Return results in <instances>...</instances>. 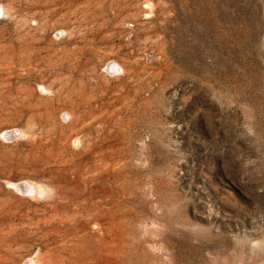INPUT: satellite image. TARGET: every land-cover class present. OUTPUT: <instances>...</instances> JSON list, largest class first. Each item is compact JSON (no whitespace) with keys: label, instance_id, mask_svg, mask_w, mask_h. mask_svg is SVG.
<instances>
[{"label":"rangeland","instance_id":"rangeland-1","mask_svg":"<svg viewBox=\"0 0 264 264\" xmlns=\"http://www.w3.org/2000/svg\"><path fill=\"white\" fill-rule=\"evenodd\" d=\"M35 263L264 264V0H0V264Z\"/></svg>","mask_w":264,"mask_h":264},{"label":"bare ground","instance_id":"bare-ground-1","mask_svg":"<svg viewBox=\"0 0 264 264\" xmlns=\"http://www.w3.org/2000/svg\"><path fill=\"white\" fill-rule=\"evenodd\" d=\"M10 132V131H9ZM17 135V134H16ZM11 137V136H10ZM39 186V185H38ZM43 186V185H42ZM29 187V186H28ZM23 188V187H22ZM31 188H32V186H31ZM36 188V187H35ZM39 189H38V191H36V192H42L43 193V187H38ZM21 190V189H20ZM24 190V189H23ZM31 190V189H30ZM36 190V189H35ZM28 192V191H27ZM31 192V191H30ZM33 260V259H32ZM30 261V260H29ZM37 261V260H36ZM36 264V263H35Z\"/></svg>","mask_w":264,"mask_h":264}]
</instances>
